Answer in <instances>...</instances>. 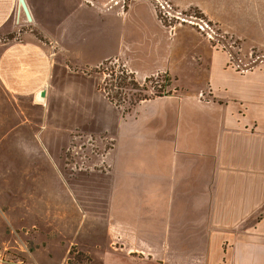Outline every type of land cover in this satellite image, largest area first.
Returning <instances> with one entry per match:
<instances>
[{
	"label": "crops",
	"instance_id": "obj_1",
	"mask_svg": "<svg viewBox=\"0 0 264 264\" xmlns=\"http://www.w3.org/2000/svg\"><path fill=\"white\" fill-rule=\"evenodd\" d=\"M113 1H78L83 14L108 12V35L116 44L100 59L77 64L66 38L90 34L96 27L91 20L70 18L64 0H26L33 21L18 23L19 0H0V33L19 34L0 41V96L41 105L36 140L77 203L89 200L85 192H108L113 255L134 264H171L168 258L180 255L183 242L196 241L205 242L199 252L187 250L184 261L172 264H264V67H230L228 50L217 49L189 23L167 29L151 0H128L124 7ZM170 1L182 9L198 7L240 41L241 32L206 7ZM245 9L264 15V0H250ZM111 58L144 79L159 71L181 78L186 65L197 86L142 101L136 110L158 99L171 102L154 109L152 123H134L133 110L124 114L100 88L99 74L87 71ZM41 89L44 103L35 101ZM10 124L13 131L28 122ZM77 141L100 147L99 156L75 160L85 167L61 156ZM44 247L30 252L34 264H42Z\"/></svg>",
	"mask_w": 264,
	"mask_h": 264
},
{
	"label": "rangeland",
	"instance_id": "obj_2",
	"mask_svg": "<svg viewBox=\"0 0 264 264\" xmlns=\"http://www.w3.org/2000/svg\"><path fill=\"white\" fill-rule=\"evenodd\" d=\"M64 1L66 3L65 11L69 12L70 18L74 16V19L77 18V20H91L96 26L95 30L84 38H66V46L72 54H76L74 57L77 64L85 60L94 62L108 54V46L116 44L114 38L108 35V12L90 10L87 14H83L77 4L80 0ZM127 1L114 0L113 3L124 7L127 5ZM151 1L154 6L157 5L155 0ZM185 1L206 7L212 13L223 18L227 27L241 32L242 35L238 36L240 41L230 38L218 28L217 24L208 20L198 7L182 9L171 2L176 10L183 12L185 17L208 22L214 30L221 34V36L216 34L215 40L209 36L208 38L215 47L222 42L226 44L232 56L228 63L230 67L239 71L254 65L264 67V15L263 13L258 15L257 12L253 14L245 9V3H249L250 0ZM81 2L90 6L96 3L100 4L98 0H94L93 4L87 0H81ZM105 4L108 6V1ZM105 4L103 5L105 6ZM219 4L230 5V7L224 8ZM155 10L160 22L167 29L179 24L180 21L177 19H173L171 22L164 18L161 19V14L156 6ZM184 23L188 24L189 22ZM189 24L201 31L197 24ZM34 33L39 39L49 42L42 33L38 31H34ZM203 34L206 35L205 32ZM18 35L0 33V41H8ZM217 49H221L220 45L217 46ZM80 56L81 58H79ZM119 62L123 63L124 61ZM132 64L139 67L140 70L143 69L138 62H132ZM91 67L90 64L89 69ZM89 69L87 68V70ZM109 69L110 65L108 71ZM187 69L186 65L180 68L181 78L179 74H173L170 71V74L168 71H159L157 74L147 77L151 78L149 81L133 72L141 84H146V94L153 99L157 96L155 94L160 93L161 84L166 82L167 75L171 83L163 87L166 92L172 94L174 91L184 90L188 86L190 90L196 88L195 81L188 78ZM98 74L102 85L107 75L103 72H98ZM130 101L128 96L124 107H129ZM170 102L167 99H158L136 110L137 104L132 108L135 113L133 116L137 119L132 121L134 123H152L154 109L166 106ZM11 107L14 108L12 111ZM0 112V258L4 260L2 261L4 263L1 264H34V257L30 255V252H35L39 246H45L38 253L42 264H134L131 259L121 253L115 256L111 249L109 250L108 192H85L83 195L89 200L81 204L77 203L74 194L68 187L67 178H63L51 158L46 157V150L41 144H38L36 137L42 116L41 105L32 103L30 98L0 96ZM10 119L13 123L26 121L28 125L12 131ZM23 140H26L27 143H18ZM79 143L77 141L68 146L61 152V156L64 157L65 163H75L80 168L85 165L80 166L81 159L75 162L79 155L82 157L83 155L89 157L92 154L99 156L101 151L96 144L87 146V144L80 145ZM101 150L103 149L101 148ZM41 154L46 155L42 156ZM96 163L95 167H102L101 164L99 166ZM85 164L90 166L92 163ZM10 171L12 175H10ZM10 177L12 182H10ZM69 180L71 181L73 178H68ZM204 243L183 242L180 255L173 254L168 258V262L172 264V262L184 261L183 256L187 250L193 249L195 253L199 252ZM20 245L26 246L27 249H21ZM177 252L178 250H176V254Z\"/></svg>",
	"mask_w": 264,
	"mask_h": 264
},
{
	"label": "trees",
	"instance_id": "obj_3",
	"mask_svg": "<svg viewBox=\"0 0 264 264\" xmlns=\"http://www.w3.org/2000/svg\"><path fill=\"white\" fill-rule=\"evenodd\" d=\"M109 65L110 69L108 71ZM87 71L89 73L103 72L107 75L102 85H100V88L105 92L111 102L122 108L124 114L131 112L132 108L142 101L151 99V97L146 94V84H141L136 79L135 73L115 58L107 59L99 66L93 67ZM150 79L151 78H147L146 81H149ZM165 81V83L161 84L160 93L155 95L162 96L171 94L170 92L163 90V87L168 86L171 83L168 75L166 76ZM128 96L131 99L130 106L124 107Z\"/></svg>",
	"mask_w": 264,
	"mask_h": 264
},
{
	"label": "built area",
	"instance_id": "obj_4",
	"mask_svg": "<svg viewBox=\"0 0 264 264\" xmlns=\"http://www.w3.org/2000/svg\"><path fill=\"white\" fill-rule=\"evenodd\" d=\"M87 1L91 2L92 4L94 3V0H87ZM155 1L157 4L155 6L158 8L159 14H161V19L164 18V19L168 20L169 22H171L173 19H177L180 21L179 24H182L184 22L195 23L198 25V27L200 28V30L203 33L205 32L207 36L211 37L214 40L216 39L215 37H217V36H215L216 34L221 36V34L219 32H217L216 30H214V28L208 22L196 21V19L185 17L183 15V12H180L174 8V6L172 5L170 0H155ZM170 28L172 30L174 27L170 26ZM218 45H220L221 49H225L226 51L228 50V52L230 53V50L226 46L225 43L222 42V43L217 44V46ZM217 46H216V48H217ZM230 56H231V54H230Z\"/></svg>",
	"mask_w": 264,
	"mask_h": 264
},
{
	"label": "water",
	"instance_id": "obj_5",
	"mask_svg": "<svg viewBox=\"0 0 264 264\" xmlns=\"http://www.w3.org/2000/svg\"><path fill=\"white\" fill-rule=\"evenodd\" d=\"M17 21L18 23H28L32 22L33 18L30 12V9L28 7V4L26 3V0H19L18 5V14H17ZM46 99V90L41 89L35 97V101L38 103H44Z\"/></svg>",
	"mask_w": 264,
	"mask_h": 264
}]
</instances>
